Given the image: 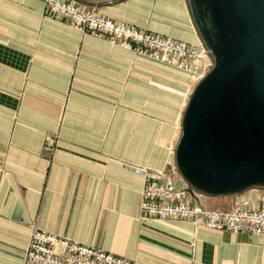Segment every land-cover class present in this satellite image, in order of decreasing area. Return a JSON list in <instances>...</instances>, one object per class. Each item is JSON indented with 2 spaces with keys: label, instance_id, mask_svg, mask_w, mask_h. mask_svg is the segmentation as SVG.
Segmentation results:
<instances>
[{
  "label": "crops",
  "instance_id": "1",
  "mask_svg": "<svg viewBox=\"0 0 264 264\" xmlns=\"http://www.w3.org/2000/svg\"><path fill=\"white\" fill-rule=\"evenodd\" d=\"M73 1L211 54L198 79L75 30L41 0H0V264H23L36 229L133 264H264V236L140 208L136 170L178 168L192 99L230 46L217 2ZM173 177L211 210L264 207L259 185L218 194Z\"/></svg>",
  "mask_w": 264,
  "mask_h": 264
},
{
  "label": "built area",
  "instance_id": "2",
  "mask_svg": "<svg viewBox=\"0 0 264 264\" xmlns=\"http://www.w3.org/2000/svg\"><path fill=\"white\" fill-rule=\"evenodd\" d=\"M47 10L60 15L75 30L95 38H105L138 55H146L168 66L189 72L203 79L197 63L211 54L207 47L198 49L181 41L149 32L94 10L86 9L73 0H41ZM145 179L140 208L144 215L167 220L190 221L197 228L264 236V207L259 210L235 207L233 210H211L190 203L187 189L177 188L170 171L137 169ZM23 264H133L125 257L61 238L36 229L26 250Z\"/></svg>",
  "mask_w": 264,
  "mask_h": 264
},
{
  "label": "water",
  "instance_id": "3",
  "mask_svg": "<svg viewBox=\"0 0 264 264\" xmlns=\"http://www.w3.org/2000/svg\"><path fill=\"white\" fill-rule=\"evenodd\" d=\"M229 2L237 22L245 26L246 32L230 41L221 61L197 89L185 116L178 164L179 172L185 173L191 182L218 194L240 193L264 183V162L246 164L229 156L216 146L207 124L215 103L249 65L253 71L252 87L264 99V0ZM182 161L193 173L184 172Z\"/></svg>",
  "mask_w": 264,
  "mask_h": 264
},
{
  "label": "rangeland",
  "instance_id": "4",
  "mask_svg": "<svg viewBox=\"0 0 264 264\" xmlns=\"http://www.w3.org/2000/svg\"><path fill=\"white\" fill-rule=\"evenodd\" d=\"M215 1L223 18L218 22L233 42L246 32V28L237 22L229 0ZM226 49L220 50V61ZM252 74V65H249L234 79L213 106L207 124L220 150L242 163L253 165L264 162V99L252 87ZM184 164L182 161L184 172L193 173ZM258 185L264 187L263 182L255 186Z\"/></svg>",
  "mask_w": 264,
  "mask_h": 264
},
{
  "label": "bare ground",
  "instance_id": "5",
  "mask_svg": "<svg viewBox=\"0 0 264 264\" xmlns=\"http://www.w3.org/2000/svg\"><path fill=\"white\" fill-rule=\"evenodd\" d=\"M237 190H235V192H236ZM234 192V191H233Z\"/></svg>",
  "mask_w": 264,
  "mask_h": 264
}]
</instances>
